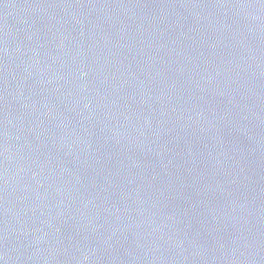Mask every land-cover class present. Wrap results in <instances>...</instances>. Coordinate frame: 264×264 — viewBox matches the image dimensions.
I'll return each mask as SVG.
<instances>
[{"label": "water", "instance_id": "95a60500", "mask_svg": "<svg viewBox=\"0 0 264 264\" xmlns=\"http://www.w3.org/2000/svg\"><path fill=\"white\" fill-rule=\"evenodd\" d=\"M0 264H264V0H0Z\"/></svg>", "mask_w": 264, "mask_h": 264}]
</instances>
